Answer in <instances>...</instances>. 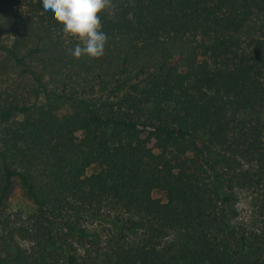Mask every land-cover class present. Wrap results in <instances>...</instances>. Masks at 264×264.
Instances as JSON below:
<instances>
[{
	"label": "trees",
	"instance_id": "trees-1",
	"mask_svg": "<svg viewBox=\"0 0 264 264\" xmlns=\"http://www.w3.org/2000/svg\"><path fill=\"white\" fill-rule=\"evenodd\" d=\"M97 15L74 58L40 0H0V264H264V0Z\"/></svg>",
	"mask_w": 264,
	"mask_h": 264
},
{
	"label": "clouds",
	"instance_id": "clouds-1",
	"mask_svg": "<svg viewBox=\"0 0 264 264\" xmlns=\"http://www.w3.org/2000/svg\"><path fill=\"white\" fill-rule=\"evenodd\" d=\"M106 3L107 0H40L43 12L62 25L63 33L78 38L79 43L69 49L74 58L103 55L107 37L100 30L97 14Z\"/></svg>",
	"mask_w": 264,
	"mask_h": 264
},
{
	"label": "rangeland",
	"instance_id": "rangeland-1",
	"mask_svg": "<svg viewBox=\"0 0 264 264\" xmlns=\"http://www.w3.org/2000/svg\"><path fill=\"white\" fill-rule=\"evenodd\" d=\"M113 0H107V3L105 7L112 4ZM161 195L158 192H153V196H159ZM245 195H240L239 201L237 203V209L239 212V215L237 217L238 221H244L249 218L250 210L247 203ZM10 204L8 208V212L11 214H21L26 215L31 210V204L24 198L18 190H15L12 197L10 198Z\"/></svg>",
	"mask_w": 264,
	"mask_h": 264
}]
</instances>
